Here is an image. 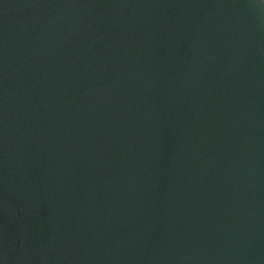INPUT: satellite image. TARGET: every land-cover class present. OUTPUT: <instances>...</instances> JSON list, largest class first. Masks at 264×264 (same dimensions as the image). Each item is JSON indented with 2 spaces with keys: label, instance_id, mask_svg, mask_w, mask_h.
Masks as SVG:
<instances>
[{
  "label": "water",
  "instance_id": "95a60500",
  "mask_svg": "<svg viewBox=\"0 0 264 264\" xmlns=\"http://www.w3.org/2000/svg\"><path fill=\"white\" fill-rule=\"evenodd\" d=\"M0 264H264V0H0Z\"/></svg>",
  "mask_w": 264,
  "mask_h": 264
}]
</instances>
